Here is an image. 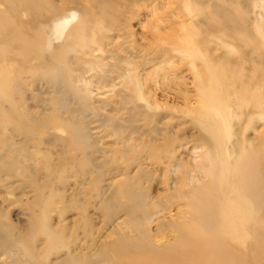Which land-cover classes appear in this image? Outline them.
<instances>
[{
	"label": "rangeland",
	"instance_id": "rangeland-1",
	"mask_svg": "<svg viewBox=\"0 0 264 264\" xmlns=\"http://www.w3.org/2000/svg\"><path fill=\"white\" fill-rule=\"evenodd\" d=\"M30 3L14 0L10 4L0 0V10L5 18L0 21V49L14 45L17 37L32 34V27L38 20L34 11L29 9ZM250 3L256 4L249 8L251 13L256 10L257 18L261 19L264 0H251ZM180 12H187L184 2L178 5L177 0H150L137 9L134 18L121 17L119 27L105 48L117 49L128 58L127 63L133 64L132 58L126 55L131 51L134 61L143 64L142 74L151 99L142 102L147 104L144 109L147 114L144 110L138 114L130 103L133 114L128 117V133L134 140L141 136L143 143L150 146L161 144L168 137L171 142L176 138V145L203 148V132L193 123L200 119L210 129L220 127L219 136L212 143V152L209 147L203 148L202 162L198 153H195L198 158L195 160L191 153L185 152L181 156L182 162L175 166L166 162L153 164L147 159L149 154L144 153L146 160L142 167L148 176L141 186L148 191V201L142 206L131 193V188H137L139 184L118 183L124 177L110 174L111 164H104L106 156L102 153L96 154L97 167L94 168L105 175L103 179L106 178L99 185L102 195L92 199L83 193L75 203L78 207L60 211L58 206H54L48 215L39 212L35 216L24 210L27 199L32 197L27 198L29 191L22 177H0V229L13 240H21L28 246L35 261L60 264L71 252L84 259L82 264H160L154 261L170 259L168 257L183 258L186 256L185 248L161 246L173 241V224L198 221L201 213L196 212V205H216L218 209L228 211L239 204L240 197H247L248 200H256L261 208L258 220L256 216L246 220L245 234L241 238H232L228 233L221 235L222 245L226 246L225 250L221 249L223 258L208 254L201 256L198 264H210L218 259H222L220 264H264V248H256L258 255H254L251 249L257 226L262 224L260 231L264 232V107L260 110L250 108L240 104L238 98L245 74L259 68L263 74L260 81L264 79V34H259L255 43L253 38L240 39L213 32L206 34V30H199L203 24L182 20L184 17ZM157 23L162 26L159 34L170 32L171 37H160L159 41L146 37ZM127 30L132 36L126 33ZM159 46L160 52H157ZM127 47H130L128 51L125 50ZM214 64L244 72L242 76L237 73L234 79L229 72L222 82L213 86L221 97L217 105L218 114L211 107L203 112V100L200 99L202 90L210 85L208 69ZM114 83L116 81L107 83L104 93H108ZM228 84L232 88L226 91ZM261 89L264 91V82ZM40 95L36 102L47 104L44 96ZM98 100L94 105L100 115L91 118L96 121L89 125L90 128L101 125L112 109L109 101ZM45 111L50 113L49 109ZM101 130L98 135L101 150L116 146L111 129L101 126ZM152 156L163 157L164 154L160 150ZM38 162L39 159H35L33 165ZM214 173L216 187L204 189ZM43 176L44 173H39V182ZM66 176V183L73 184L74 176ZM115 181L117 185L113 187ZM66 186L60 183L55 187L56 200L65 194L69 205L71 192ZM88 200L96 203L94 210L89 207L87 211L81 207ZM186 212H189L186 214L188 221L182 222ZM44 224L50 225L54 238L45 232Z\"/></svg>",
	"mask_w": 264,
	"mask_h": 264
},
{
	"label": "bare ground",
	"instance_id": "bare-ground-1",
	"mask_svg": "<svg viewBox=\"0 0 264 264\" xmlns=\"http://www.w3.org/2000/svg\"><path fill=\"white\" fill-rule=\"evenodd\" d=\"M23 1L31 2L29 9L34 11L38 21L32 27L31 35L17 37L14 45L0 49V177L23 178L29 191L27 198L32 197L24 204L25 211L34 215L45 212L48 215L54 206H58L60 211L78 207L75 203L83 193L92 199L101 196L102 187L99 185L106 178L103 179L105 175L94 169L97 167L95 156L98 153L106 156L104 164H111V175L124 177L118 183L139 184L137 188H131V193L142 206L148 201V191L141 186L148 176L147 170L142 167L146 160L144 153L149 154L147 159L153 164L166 162L175 166L182 162L181 156L185 152L191 153L195 160L198 159L195 153L200 156L203 148L209 147L212 152V143L218 138L220 127L210 129L200 119L193 123L203 132V148L198 145H176L177 139L171 142L168 137L161 144L146 146L141 136L134 140L128 133V117L133 114L130 103L140 114L147 107L142 102L151 99L142 74L143 64L134 61L131 51L126 55L132 58L133 64L127 63L128 58L118 53L117 49L105 47L119 27L121 17L134 18L137 9L150 0H59L60 3L55 0H20ZM177 1L178 5L184 2L187 9V12L179 13L184 17L182 20L203 24L200 32L206 30V34L213 32L220 36L253 38V43L259 34H264V16L261 14V19H258L256 10L251 13L249 8L256 5L250 3L251 0ZM4 19L0 10V21ZM160 24L157 23L145 36L158 41L160 37H171L170 32L159 34ZM130 31L133 33L131 28ZM130 31L126 33L132 36ZM129 49L127 47L125 50ZM157 52H160V46ZM258 69L245 74L238 98L240 104L260 110L264 107V91L261 89L264 79L260 81L263 74ZM230 70L225 65L216 64L208 69L210 85L200 95L203 112L211 107L218 114L217 105L221 97L213 88L216 83L222 82L229 72L232 79L237 73L241 76L244 73L237 69ZM22 77H25L24 81ZM115 81L112 89L104 93L103 88L107 83ZM231 88L228 84L225 90ZM38 95L44 96L48 105L42 101L36 102ZM99 98L112 103V109L110 115L104 118L106 121L103 119L101 125L90 128L89 125L96 121L91 118L100 115L94 105V102L100 101ZM45 109H49L50 113ZM144 112L147 114V111ZM101 126L110 128L111 135L115 136L116 146L113 148L101 150L103 148L98 145ZM17 139L20 141L17 142ZM160 150L163 157L152 156ZM201 158L202 155L200 162ZM35 159H39L37 165H33ZM134 167L136 169L131 175ZM39 173L45 175L42 182H39ZM68 174L74 176L73 184L66 183ZM215 179L214 173L204 189L215 188ZM117 182H113V187ZM60 183L64 187L67 185L71 192L69 205L65 194L56 200L55 187ZM238 201L239 204L228 211L218 209L216 205H196V212L201 213L199 220L173 224V241L161 245L164 248L183 247L186 256L161 258L154 263L198 264L201 256L214 254L221 257V249H226L220 240L221 235L228 233L232 238H241L245 234L246 220L254 216L257 220L259 218L261 208L256 200L240 197ZM95 206V202L88 200L81 207L88 211L89 207L93 209ZM187 213L183 215L182 222L188 221ZM262 227V224L257 226L254 232V242L251 244L254 255L259 254L257 247L264 248ZM50 228V225L44 224L45 232L53 237ZM0 240V264H44L34 260L28 246L21 240H13L1 229ZM83 261L79 255L71 252L60 264H82ZM221 261L218 259L210 264H220Z\"/></svg>",
	"mask_w": 264,
	"mask_h": 264
}]
</instances>
